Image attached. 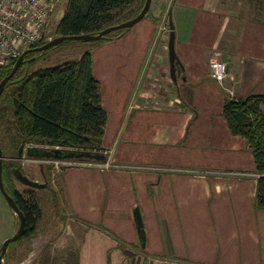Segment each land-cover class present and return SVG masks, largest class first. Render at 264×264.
I'll return each mask as SVG.
<instances>
[{
    "label": "crops",
    "instance_id": "0c3cea01",
    "mask_svg": "<svg viewBox=\"0 0 264 264\" xmlns=\"http://www.w3.org/2000/svg\"><path fill=\"white\" fill-rule=\"evenodd\" d=\"M53 1L57 25L68 0ZM169 9L186 76L179 91L163 64ZM91 52L110 165L54 171L57 216L23 238L20 263L264 264L259 172L223 116L226 98L264 93V0H152L141 20ZM215 58L228 64L222 82L209 73Z\"/></svg>",
    "mask_w": 264,
    "mask_h": 264
},
{
    "label": "trees",
    "instance_id": "16d2710c",
    "mask_svg": "<svg viewBox=\"0 0 264 264\" xmlns=\"http://www.w3.org/2000/svg\"><path fill=\"white\" fill-rule=\"evenodd\" d=\"M135 1L138 0H68L64 14L56 26V34L96 33L108 25L132 18L140 12L145 0L139 8L130 11L129 15L118 16ZM128 29L115 30L95 41L66 40L64 42H81L89 48L79 58L64 60L55 65L34 67L40 56L55 46L25 55L24 61L7 82L0 97V120L9 129L17 154L21 144L28 142L107 152L102 147L107 111L102 104L100 82L93 74L91 48L104 42L103 40L122 35ZM45 42L42 40L34 47ZM36 53L40 55L37 57ZM31 57L34 59L30 60ZM14 63L15 61L2 69L0 80L11 71ZM178 72L179 75L184 73L182 65L178 66ZM263 105L264 93L250 94L239 99L228 97L223 105V116L229 129L245 139L253 153L256 169L262 173L258 178L256 193V202L261 208H264ZM12 168L13 166L11 174L16 179ZM6 171L8 169L4 161V182L25 214L26 227L22 238H28L37 229L42 209L34 188L27 187L23 191L10 188ZM5 264H8L7 256Z\"/></svg>",
    "mask_w": 264,
    "mask_h": 264
},
{
    "label": "water",
    "instance_id": "95a60500",
    "mask_svg": "<svg viewBox=\"0 0 264 264\" xmlns=\"http://www.w3.org/2000/svg\"><path fill=\"white\" fill-rule=\"evenodd\" d=\"M151 3H152V0H145L142 6V9L136 16L120 21V22H117V23H114V24H111V25H108L100 29L96 33L86 32V33H80V34L57 35L53 38H50L49 40H47L45 43L41 45H38L34 48H30L24 51L16 59L11 71L0 80V97L5 88V85L16 73L21 63L24 61L25 55H27L29 52L46 50L48 48L59 45L60 43H63L64 41L69 40V39L95 41V40H99L106 34H109L115 30L122 29V28H130L147 14V12L150 9ZM167 24L169 28V38H168L169 75H170L171 80L177 86V89L179 91L180 78H183V80H185L186 76L184 73L179 75V72H178V66L182 64L177 55L176 48H175L176 31H175V25H174L173 17H172V9H169L168 11ZM32 59H34V57L30 58V60ZM24 155L30 158L40 160L41 170L43 171L44 177H45L44 181H39L37 179L31 178L19 166H13L12 171L16 179L19 180L21 183L29 187H33L37 189L43 188L49 185V180L46 177L47 175L46 169L53 168L54 160L83 161V162H89V163L106 162L108 160L107 152H92V151H84V150H77V149H71V148H63L59 146H47V145H41V144L40 145H36V144L26 145L25 143H23L21 144L19 148L18 156L22 158ZM82 157H86V158L83 159ZM6 158L7 157L5 156L3 147L0 143V190L4 198L6 199L7 203L9 204V206L18 215L19 226L13 235L7 237L3 241L0 247V264H5V257L7 255V250H8L9 245H11L13 242L23 237L24 232H25V227H26L25 214L19 208L16 202V199L14 198V195L10 193V191L8 190L4 182L3 162ZM49 186L52 187V185H49ZM133 213L135 217L139 239L141 241V245L144 246L145 241H146V235H145V228H144L143 219L141 217L139 207L136 206L134 208Z\"/></svg>",
    "mask_w": 264,
    "mask_h": 264
},
{
    "label": "rangeland",
    "instance_id": "374dc122",
    "mask_svg": "<svg viewBox=\"0 0 264 264\" xmlns=\"http://www.w3.org/2000/svg\"><path fill=\"white\" fill-rule=\"evenodd\" d=\"M143 3V0L135 1L133 4L127 7V9H124L121 11L118 17H123L125 15H129V12L134 11V9L139 8ZM56 23V17H54V14L52 13L51 19L49 21V24L47 26L46 35L44 38V42L49 40L50 38H53L56 36V30L57 25ZM58 24V23H57ZM105 41V40H103ZM89 47L88 45H84L81 42L77 43H71V42H64L60 43L59 45L55 46L54 48L48 49L45 53L40 56V59L36 62L34 67H44L49 65H55L59 62H62L64 60H70V59H76L75 57L78 56L80 49L82 47ZM37 57L40 55L39 53L35 54ZM164 65L169 66L168 61L163 62ZM264 110V108H263ZM8 127L4 125L0 120V143L2 144L4 154L6 158L5 165L8 169L7 175H8V185L11 186L10 188H17L20 191L25 190L27 185L21 183L19 180L15 179L14 176L11 174V167L15 165H20L23 171L30 176L33 179H38L39 181H44L45 177L42 175V170L40 166V160L30 158L26 155H24L22 158L18 157L17 154V148L13 146V142L11 141V135L9 134ZM15 131V130H14ZM16 132V131H15ZM40 145V143L37 142H28L26 145ZM67 164L65 161H59L55 163L54 167L52 169H47V175L46 177L49 179V185H52V188L48 185L43 188H34L36 196L40 200V204L43 207V216L45 220H49L52 218H56L57 216L54 211L55 207H57V202L55 200V192L53 191L55 182L57 181V173H55V170H58L61 165ZM55 173V174H54ZM33 188V187H31ZM60 197L63 195L62 191L60 190ZM66 205L65 197L62 201V206L64 207ZM19 226V217L14 212V210L9 206L6 199L4 198L1 190H0V247L3 243V241L13 235L15 231L17 230ZM26 240H23L21 238L20 240L13 242L8 250H7V258H8V264H24L20 263L21 258L28 254V244L25 242Z\"/></svg>",
    "mask_w": 264,
    "mask_h": 264
},
{
    "label": "built area",
    "instance_id": "2783aa9c",
    "mask_svg": "<svg viewBox=\"0 0 264 264\" xmlns=\"http://www.w3.org/2000/svg\"><path fill=\"white\" fill-rule=\"evenodd\" d=\"M53 8V0H0V73L24 51L44 40ZM209 73L211 77L222 82L228 73L227 62L218 58L212 59L209 62ZM59 161H65L69 165L89 163L54 160L53 164ZM93 164L102 167L110 165L108 160Z\"/></svg>",
    "mask_w": 264,
    "mask_h": 264
},
{
    "label": "clouds",
    "instance_id": "9594fccd",
    "mask_svg": "<svg viewBox=\"0 0 264 264\" xmlns=\"http://www.w3.org/2000/svg\"><path fill=\"white\" fill-rule=\"evenodd\" d=\"M29 145H31V144H29ZM37 145V144H36ZM19 157V156H18ZM8 158V157H7ZM20 158V157H19ZM46 163V162H45ZM53 167H54V164H53ZM52 169V168H51ZM47 170V169H46ZM50 170V169H49Z\"/></svg>",
    "mask_w": 264,
    "mask_h": 264
},
{
    "label": "flooded vegetation",
    "instance_id": "af4514ba",
    "mask_svg": "<svg viewBox=\"0 0 264 264\" xmlns=\"http://www.w3.org/2000/svg\"><path fill=\"white\" fill-rule=\"evenodd\" d=\"M48 177V176H47ZM49 180V179H48Z\"/></svg>",
    "mask_w": 264,
    "mask_h": 264
}]
</instances>
